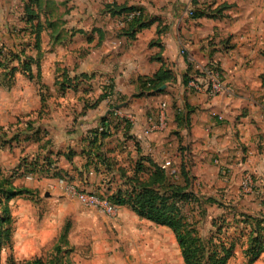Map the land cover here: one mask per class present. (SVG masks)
I'll use <instances>...</instances> for the list:
<instances>
[{"label":"crops","instance_id":"1","mask_svg":"<svg viewBox=\"0 0 264 264\" xmlns=\"http://www.w3.org/2000/svg\"><path fill=\"white\" fill-rule=\"evenodd\" d=\"M51 1L28 22L23 0H0V46L24 48L31 61L27 73L18 60L0 67V171L9 173L23 157L50 159L79 188L98 192L108 177L121 181L118 167L131 169L141 155L163 166L184 152L221 155L228 166L238 163L264 180V0ZM114 7H135L150 25L130 38L131 21L122 22L127 12L114 15ZM191 9L203 15L192 17ZM38 22L44 25L39 46ZM212 64L222 70L229 94L209 97L190 84L197 66ZM159 71L164 79L155 92L144 81ZM64 76L79 79L78 86L62 91ZM108 88L110 96H103ZM164 102L167 129L144 135L147 118ZM112 104L138 122L109 125ZM178 115L185 117L181 124ZM107 125L110 134L93 147L91 133ZM22 186L38 198L39 181ZM257 198L252 213L264 209Z\"/></svg>","mask_w":264,"mask_h":264},{"label":"rangeland","instance_id":"2","mask_svg":"<svg viewBox=\"0 0 264 264\" xmlns=\"http://www.w3.org/2000/svg\"><path fill=\"white\" fill-rule=\"evenodd\" d=\"M242 156L238 162L245 160ZM222 159L217 154L185 157L182 152L177 159L164 162V165L170 163L165 169L171 176V185L186 184L179 172L182 163L187 164L193 178L191 190L201 199L196 202L187 199L180 205L186 219L198 228L208 249L212 234L217 236L216 240L219 238L221 222L216 216L227 212L226 207L230 206L220 202L237 204L241 209L252 211L259 203L257 196L264 191V184L260 186L258 182L262 179L259 174L238 163L228 166ZM246 171L252 172L256 179V191L253 193L242 188ZM175 173L177 178L173 177ZM42 175H27L19 181V186L39 181L38 198L22 195L14 202L11 209L12 247L3 249L1 264H7L11 256L17 261L41 257L46 264H185L181 248L169 227L138 216L126 205L119 206L116 213L86 206L58 183L57 178ZM119 183L120 180L115 184L108 177L101 191L89 193L107 196L108 188L114 190ZM48 192L50 195H46ZM210 197L214 200L209 201ZM243 246H236L228 264H249ZM253 264H264V258Z\"/></svg>","mask_w":264,"mask_h":264},{"label":"trees","instance_id":"3","mask_svg":"<svg viewBox=\"0 0 264 264\" xmlns=\"http://www.w3.org/2000/svg\"><path fill=\"white\" fill-rule=\"evenodd\" d=\"M23 1L28 22H33L39 18L44 2L47 3L48 7L55 4L51 0ZM116 8L118 7H114L112 11L114 15L137 11L135 7ZM202 15L203 11L194 9L192 17H200ZM130 23L131 25L127 33L130 38L135 37L138 29L150 25V22L143 18L141 12L134 16ZM55 26L56 22L48 21V27L55 28ZM43 29L44 25L40 22L33 27V32L36 34L37 46H39ZM24 52V48L21 49L20 53H16L14 51H6L3 46H0V67L6 68L12 61L18 60L24 72H31V61L24 56ZM21 53L24 57H22ZM186 60L191 66L190 69H192V63L187 56ZM162 72L159 71L153 78L145 80L144 85L155 92L160 91L158 88L163 84L162 80L164 79ZM58 83L62 91H66L76 88L79 84V79H71L64 76L61 81L58 80ZM109 92L110 89H106L103 96H110ZM116 108V105H111V109ZM111 109L108 114V117L112 118L109 125H113L114 128L120 123L125 128L131 126V123L125 118L114 117L112 114L113 110ZM184 118V115H178L179 124H181ZM110 132L111 128L109 126L101 130H94L91 133L89 143L93 146L108 136ZM102 160L106 161L104 158ZM186 166L187 164L183 162L179 172L180 177L181 175L184 176L186 184L171 185V176L168 175L165 167H162L152 157L141 155L131 169L123 165L118 167L117 171L119 172L121 181L114 190L111 187L108 188L109 195L106 197L118 207L126 205L138 216L169 227L173 231L181 248L185 264H228L229 260L234 256L236 246L240 244L244 245L243 250L248 263L253 264L256 262L264 254V209L258 213H252L251 211L241 209L237 204L232 203L231 205L221 201V205L230 206L226 207L228 208L227 212L216 216L220 218L221 222L218 230L219 238L216 240L217 236L212 234L210 239L211 247L208 249L199 235L198 228L186 219V215L180 205V202L187 199L193 202L201 199L196 192L191 190L193 178ZM39 173L48 177L51 176L73 182L72 177L62 174L57 167L52 166L50 159L41 161L35 157H23L20 163L9 173L0 171V264L3 249L7 246L12 247L13 217L10 207L11 200L22 195H33V197L35 195L33 189L26 186H17L15 181L29 174ZM173 177L177 178V173ZM260 196L263 197L262 202L264 203V191H262ZM208 199L209 201L214 200L212 197ZM57 248L60 249L59 246ZM7 264H46V262L41 257L17 261L11 256Z\"/></svg>","mask_w":264,"mask_h":264},{"label":"built area","instance_id":"4","mask_svg":"<svg viewBox=\"0 0 264 264\" xmlns=\"http://www.w3.org/2000/svg\"><path fill=\"white\" fill-rule=\"evenodd\" d=\"M194 10H189V14L193 15ZM139 11H132L125 14V18L122 22L131 21L134 16L138 15ZM180 53L185 55L186 48L181 46ZM197 70L199 74L194 75L190 81V84L196 88L197 90H203L209 97H215L220 94H229L231 92V87L224 78V74L220 67L217 64H212L208 67L205 66H197ZM113 110V116L118 118H125L131 125L138 122L136 115L127 114L123 115L119 108L111 109ZM147 124L143 129L144 135L148 136L155 132H161L167 129L168 127V114H167V103H162L159 107L158 112L155 115H152L147 118ZM108 126V125H107ZM169 162H166V165H169ZM173 174V173H172ZM32 174H29L27 177H31ZM254 175L250 171H246L242 188L247 193H253L256 191L257 183L255 181ZM58 183H61L63 187L74 197H76L79 201H81L84 205L94 208H103L109 213H116L118 210V206L111 203L106 196H99L96 193H89L82 191L79 186L75 182L68 181L66 179H58ZM263 184V180L260 179ZM58 183L56 185H58Z\"/></svg>","mask_w":264,"mask_h":264},{"label":"water","instance_id":"5","mask_svg":"<svg viewBox=\"0 0 264 264\" xmlns=\"http://www.w3.org/2000/svg\"><path fill=\"white\" fill-rule=\"evenodd\" d=\"M46 195H49V193H47Z\"/></svg>","mask_w":264,"mask_h":264}]
</instances>
